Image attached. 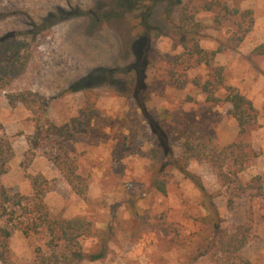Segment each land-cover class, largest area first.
<instances>
[{"label": "rangeland", "instance_id": "1", "mask_svg": "<svg viewBox=\"0 0 264 264\" xmlns=\"http://www.w3.org/2000/svg\"><path fill=\"white\" fill-rule=\"evenodd\" d=\"M116 1L0 0V37L20 39L30 53L25 74L0 91V134L13 151L1 185L19 194L27 206L34 199L31 178L41 174L47 181L44 204L52 218L82 217L91 223V233L80 240L79 247L66 249L51 243L44 230L26 236L0 221V227L11 233L10 262L36 264L40 254L51 264H213L214 249L207 248L205 240L211 244L214 232L199 221L208 215L205 198L178 170L180 166L201 182L222 231L231 232L250 219V240L240 254L252 264H264V199L237 190L254 176L264 177V55L253 54L264 45V0H219L232 9L251 11L253 19L244 40L235 49L217 54L213 62L223 69L224 84L249 100L256 113L254 125L242 138L256 158L235 177L237 168L228 163L225 172L231 182L227 185L221 184L208 160H187L184 152L187 138L192 139L190 134L182 135L187 127H197V137L209 150L240 140L230 105L207 102L195 85L211 79L209 68L187 54L175 33L182 6L189 0L156 4L140 0L148 10L150 27L145 108L159 123L163 145L137 101L126 95L125 71L135 61L130 45L138 12L117 10L121 18L106 19ZM196 1L190 14L196 11L194 4L199 5ZM97 14L95 23L91 19ZM213 18L209 12L194 13L200 47H230L234 28L227 22L216 27ZM28 92L45 101L42 110L34 105L35 111L62 132L70 130L65 127L92 103L95 116L88 132L72 138L69 132L48 139L43 131L36 135L37 114L16 100ZM225 94L220 90L215 95L223 99ZM48 153L54 157L64 153L73 161L76 174L87 184V200L73 192L46 158ZM27 159H32L29 165ZM162 166L165 194L151 186ZM235 178L239 184L232 182ZM229 198L234 200L233 208L227 206ZM99 253L103 259L89 260Z\"/></svg>", "mask_w": 264, "mask_h": 264}, {"label": "trees", "instance_id": "2", "mask_svg": "<svg viewBox=\"0 0 264 264\" xmlns=\"http://www.w3.org/2000/svg\"><path fill=\"white\" fill-rule=\"evenodd\" d=\"M150 1L156 4L168 0ZM192 1L194 0H189L182 6L175 33L179 36L180 43L187 50V54L195 58L197 64H204L209 68L211 79L203 84L195 82V85L206 95L207 102L216 105L221 103H228L230 105V115L237 122L239 128L238 138L240 140L220 149L209 150L208 146L201 143V140L197 137V127H187L182 131V135L186 136L190 134L192 135V139L187 138L184 145V152L187 160H208L215 168L221 184L227 185L231 182L229 174L225 172V167L228 166V163L233 164L237 168L233 172L235 177L237 174L244 172L256 158L255 153L242 141V138L247 135L254 125L256 113L249 100L236 89L224 84L223 69L214 67L213 62L217 54L223 53L229 48L235 49L244 40L253 26L252 13L249 10L239 11L234 8L232 9L219 0H198V7L194 4V8H196L194 13L199 11L209 12L214 16L213 22L216 27H220L227 22L234 28L230 39V47L227 44H221L216 50H204L199 45L201 38L198 29L199 25L194 21V13L192 12L190 14L189 11L193 7L191 6ZM176 2L180 3L181 0H176ZM195 2L197 3L196 0ZM142 5L140 0H118L114 5V10L110 11L104 17L106 19L121 18L122 15L118 14L117 10L122 9L138 12L137 23L134 25L137 31L130 45L135 55V61L125 71L127 76L125 82L127 85L126 95L133 97L137 101L138 106L148 121L151 132L161 139L163 145L165 136L161 132L159 123L155 116L146 111L145 108V102L147 100L145 70L148 64L145 53L149 44L148 31L150 27L147 23L148 10L144 9ZM96 16L91 19L95 23L99 22L98 14ZM253 54L255 56L264 55V45L257 47L253 51ZM29 59V46L26 43L11 35L0 37V91L5 90L25 74L29 66ZM220 90L226 92L223 99L215 95ZM141 93H143V97H140ZM16 100L19 103H23L33 115L37 114L35 134L40 135L43 131L44 139H48L52 134L64 137L69 132L68 134L72 138L77 133H87L91 120L95 116L94 105L90 103L88 108L82 109L79 112L78 117L71 122L70 127H65V129L70 128V130H64L62 132L46 116L35 111L34 105L38 106L39 110H42V107L45 105V101L39 95L28 92L27 95H21ZM15 102L13 101V104ZM29 153L33 156V153ZM62 154L54 157L48 153L45 156L62 174L73 192L81 199L87 200V184L85 179L76 174V167L73 161L64 156V153ZM12 158L13 151L11 144L0 134V221H5L18 228L26 236L30 233L44 230L50 238V242H55V245H63L66 249L79 247L80 240L90 235L91 223L82 217L72 219L52 218L44 204V187L47 181L41 174H37L31 178L34 199L27 206L23 205V199L19 194L9 192L1 185V178L8 172L9 163ZM31 162L32 159L25 160L26 165H29ZM177 168L185 178L195 183L205 198L203 205L208 215L199 217V221L205 226L212 227L214 232L211 244L208 245L209 241L207 239L205 240L207 248L211 246L214 249L213 264H252L240 254V251L250 240V219H247L244 224L236 226L231 232L222 231L219 227L217 210L210 204L209 197H207L201 182L195 176L190 175L184 167L177 166ZM162 169L163 166L160 168L159 175L153 176L151 186L160 193L165 194L166 181L160 178V176H163ZM235 179L232 182L239 184V181ZM237 190L242 191L244 194L247 193L250 198L264 199V177L254 176L245 184H239ZM233 205L234 200L229 198L227 206L233 208ZM10 237V231L6 227H0L1 264H12L9 257ZM103 258L104 255L99 253L92 254L89 260L97 261ZM36 264H51V260L39 254L37 255Z\"/></svg>", "mask_w": 264, "mask_h": 264}]
</instances>
